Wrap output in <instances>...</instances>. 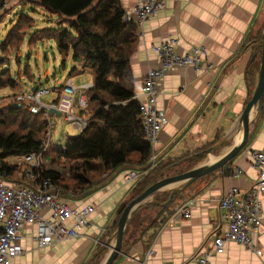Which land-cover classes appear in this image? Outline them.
Here are the masks:
<instances>
[{"label": "crops", "instance_id": "1", "mask_svg": "<svg viewBox=\"0 0 264 264\" xmlns=\"http://www.w3.org/2000/svg\"><path fill=\"white\" fill-rule=\"evenodd\" d=\"M137 1L120 0L125 10L132 8ZM161 1L163 5L139 24L137 44L130 57L135 91L136 94L142 93L143 76L150 66L158 63L154 44L168 36H176L177 49L181 52L192 45L206 48L214 69L197 71L191 67H179L164 76L158 87L157 104L164 109L168 119L159 132L155 148L159 156L172 157L185 151L192 152L205 142L218 138L216 149L210 154L225 150L206 162L209 164L223 155L237 141L239 134V138L242 135L239 116L251 97L244 73L255 44L248 41L241 55L239 53L246 36L255 33L263 23L264 0ZM262 148L264 100L261 109L255 110L251 116L246 146L224 166H239L243 172L231 176L225 173L228 168H218L181 188L178 203L187 197L196 199L191 216L175 220L171 213L161 225L158 220L113 264H198L195 259L198 248L208 247L210 234L225 225L219 207L220 196L232 186L243 189L250 186L256 170L244 153ZM130 167L127 163L120 165L108 183L94 186L90 193L96 191L89 197L90 193L84 197L69 196L80 202L79 205L91 202L97 205L91 214L93 223L83 228L81 235L37 248L32 239L34 228L26 225L22 239L24 252L16 256L12 264H82L90 258L103 240L109 238L107 226L112 223L116 208L131 185L123 178ZM19 177L7 180L17 182ZM262 199L264 210V194ZM257 244L262 247L260 255L238 242L229 241L223 252L210 257V264H264V223L257 233ZM150 248L153 253L148 255ZM108 250L109 245L104 255Z\"/></svg>", "mask_w": 264, "mask_h": 264}, {"label": "trees", "instance_id": "2", "mask_svg": "<svg viewBox=\"0 0 264 264\" xmlns=\"http://www.w3.org/2000/svg\"><path fill=\"white\" fill-rule=\"evenodd\" d=\"M7 2L9 0H0V10ZM20 3H29L55 14L56 24L32 30L36 20L22 9L11 22L4 38L0 39V53L9 55L13 52L19 57L25 41L31 49L38 42L53 40L62 63L70 56L74 61L70 76L85 71L92 73L93 85L85 90L88 104L92 102L95 105L87 111L90 116L88 125L77 135H67L63 148L51 145L45 152L46 163L39 169L43 177L61 188L63 196L84 197L94 186L100 185L89 173L95 167L94 159H100L106 170L114 169L106 173V183L120 165L146 163L151 154L139 101L135 97V77L130 65L138 40L139 24L124 20L125 9L120 0H21ZM10 10L6 8L5 13L0 14V23ZM263 25L264 20L255 33L246 36L239 53L241 55L248 41L255 44L244 73L250 96L260 66ZM7 60L5 58L0 62V89L14 91L9 100L0 105V175L5 173L9 178L17 176L18 172L17 167L8 162L10 156L42 149L46 120L42 112H31L26 100L18 101L14 97L20 87L18 72L11 71ZM17 61L20 62L19 59ZM24 68L29 74L27 61ZM29 75L31 77L32 73ZM217 140L207 141L192 152L185 151L173 158L160 156L146 174L130 185V199L153 181L191 168L205 158L209 149L216 147ZM171 190L158 191L150 201L140 204L132 212L124 230L122 252L140 239L147 228L157 224L158 220L161 225L173 212L177 200L181 198L178 197L181 190L170 198ZM127 203L122 200L117 206L115 217L107 226L109 238ZM109 238L104 239L97 251L82 264H99Z\"/></svg>", "mask_w": 264, "mask_h": 264}, {"label": "built area", "instance_id": "3", "mask_svg": "<svg viewBox=\"0 0 264 264\" xmlns=\"http://www.w3.org/2000/svg\"><path fill=\"white\" fill-rule=\"evenodd\" d=\"M162 5L161 0H138L132 8L125 10L124 20L140 24ZM177 46L176 36H168L153 45L158 63L147 69L143 76L142 93L135 94L151 154L146 163L136 164L124 172L126 184H133L140 179L159 160L155 145L168 119L164 109L157 104L158 87L164 76L179 67H191L197 71L214 69L209 52L203 46L192 45L184 52L179 51ZM36 85L35 89L30 86L14 96L18 101L26 100L31 112L43 113L46 131L40 151L8 158V162L15 165L19 172L17 182L7 180L5 173L0 175V264H12V260L24 252L22 239L26 225L34 228L32 239L35 247L44 248L81 235L83 228L93 223L91 214L97 207L94 202L78 205L76 201L63 197L61 188L39 172L46 162V150L54 143L53 115L63 122L70 121L80 131L88 125L90 116L85 90L93 85V81L77 85L69 76L61 86ZM51 93H55L52 98L43 99L44 95ZM50 108L55 112H51ZM61 137L59 147L63 148L67 136ZM244 156L255 168L256 177L249 187L243 189L232 186L220 196L219 207L225 225L210 234L208 247L198 248L195 254L198 264H210V257L223 252L229 241L238 242L262 254V247L257 244V233L264 223V148L249 149ZM226 168V174L231 176L243 172L239 166H227L224 170ZM195 204V197L185 198L174 207L171 217L175 220L189 218ZM147 253L152 254L153 249L150 248Z\"/></svg>", "mask_w": 264, "mask_h": 264}, {"label": "rangeland", "instance_id": "4", "mask_svg": "<svg viewBox=\"0 0 264 264\" xmlns=\"http://www.w3.org/2000/svg\"><path fill=\"white\" fill-rule=\"evenodd\" d=\"M20 1L21 0H9V2H7V5L0 10V14H2V12L5 13L6 8H11L10 12L5 15L4 19L0 23V39L4 38L6 32L10 28L11 22L17 18L18 13L22 9L28 11L29 14H31L36 20V24L32 28V30H35L36 28H42L56 24L55 14H52L47 10L41 9L29 3H20ZM0 54L5 55V57L8 59L7 64L11 68V71L15 74L18 72L17 78L20 83V87L17 89V91H19L18 93L27 90L32 85H36L35 84L36 82L40 83L39 85H45L47 87H52L53 85L61 86L65 82V80L70 76L69 72L72 65L74 64V61L71 57H68L64 64L62 63L60 53L53 40H44L38 42L37 45H35L31 49L28 47L27 42L25 41L24 45H22V48L20 50L19 57L15 56L13 52H11L9 55L5 53H0ZM18 59L20 60V62L17 61ZM26 61L28 62L30 67L29 74L32 73L31 77L24 68ZM91 74L92 73L90 71H85L78 75H74L70 77L72 78V81L75 84L82 85L84 83H87V81L88 82L92 81ZM13 91L14 90L10 88L0 89V105L5 101L9 100V98L11 97L9 95ZM16 94L17 93H15L14 96ZM54 95L55 93L44 95L43 99L49 100ZM94 107H95L94 103L89 102L87 111L93 109ZM52 119L54 121L53 134H52L54 140L53 143L54 146L59 147L61 145V140H60V138H62L61 136L77 135L80 133V130L77 127H75L70 121L63 122L57 115H53ZM94 162H95V167L93 170H89V173L92 174L93 178L98 184L103 185L108 183L109 181L105 183L106 178L108 177V176L106 177V173L112 172L114 171V169L106 170L104 168L103 162L100 159H94ZM16 174L17 176H20L18 175L19 172H17ZM112 178H110V180ZM95 191L96 190L92 191L89 195H87V197H89ZM65 198H69L71 200L76 201L78 205L80 203L72 197H65ZM129 199H130V194L127 193L122 198L123 201H128V202L131 200Z\"/></svg>", "mask_w": 264, "mask_h": 264}, {"label": "water", "instance_id": "5", "mask_svg": "<svg viewBox=\"0 0 264 264\" xmlns=\"http://www.w3.org/2000/svg\"><path fill=\"white\" fill-rule=\"evenodd\" d=\"M262 52L260 57V66L256 73L255 78V85L254 90L251 95V97L246 102L240 116H239V122L241 124L242 128V135L237 141H234L232 143V146L220 157H218L215 161L209 163V164H202V160H204L210 152H213L216 148L209 149L207 155L204 159L197 162L195 165H193L191 168L186 169L182 172L166 175L160 179H157L153 181L151 184H149L141 193H139L137 196L132 198L123 208L114 232L111 236L112 242H109V250L106 252V255H104L102 261L99 264H113V262L116 260L118 255L122 252V241H123V235L124 230L126 227V224L132 214V212L140 205L147 201H150L151 198L157 193L158 191L164 190V189H172L170 198L172 195L181 188L189 185L194 180L198 179L202 175L211 172L213 170H216L218 168L223 169L224 166L231 161L233 158H235L241 150L246 146L248 139H249V131H250V121L251 116L253 115L255 110H260L262 107L263 102V94H264V25L262 27ZM255 56V54H254ZM5 55L0 54V62L5 59ZM37 85L33 86V89H35ZM19 105V103H18ZM51 112H55L53 108H50ZM58 114V112H57ZM110 238V239H111Z\"/></svg>", "mask_w": 264, "mask_h": 264}, {"label": "bare ground", "instance_id": "6", "mask_svg": "<svg viewBox=\"0 0 264 264\" xmlns=\"http://www.w3.org/2000/svg\"><path fill=\"white\" fill-rule=\"evenodd\" d=\"M240 135V134H239ZM239 135L237 136V140L239 139ZM225 148L221 149L218 153H209L210 155L202 162V164L213 160L217 155H219L221 152H223ZM220 157V156H219Z\"/></svg>", "mask_w": 264, "mask_h": 264}]
</instances>
